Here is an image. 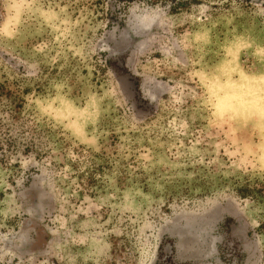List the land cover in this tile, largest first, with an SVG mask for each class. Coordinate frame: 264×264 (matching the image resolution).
<instances>
[{
  "label": "rangeland",
  "instance_id": "374dc122",
  "mask_svg": "<svg viewBox=\"0 0 264 264\" xmlns=\"http://www.w3.org/2000/svg\"><path fill=\"white\" fill-rule=\"evenodd\" d=\"M0 85V264H264V0H0Z\"/></svg>",
  "mask_w": 264,
  "mask_h": 264
},
{
  "label": "trees",
  "instance_id": "16d2710c",
  "mask_svg": "<svg viewBox=\"0 0 264 264\" xmlns=\"http://www.w3.org/2000/svg\"><path fill=\"white\" fill-rule=\"evenodd\" d=\"M124 1H129V0H124ZM108 65L111 67V69L113 70V71H115V70H118V69H120V70H124L123 68H119V67H117L116 66V64L114 63V62H110V61H108ZM134 85H135V87H134V89L136 90V88H137V85H136V83H134ZM1 86V85H0ZM8 92V91H7ZM136 93H137V91H136ZM137 96V95H136Z\"/></svg>",
  "mask_w": 264,
  "mask_h": 264
},
{
  "label": "water",
  "instance_id": "95a60500",
  "mask_svg": "<svg viewBox=\"0 0 264 264\" xmlns=\"http://www.w3.org/2000/svg\"><path fill=\"white\" fill-rule=\"evenodd\" d=\"M262 0H249V2L255 3V4H260Z\"/></svg>",
  "mask_w": 264,
  "mask_h": 264
}]
</instances>
